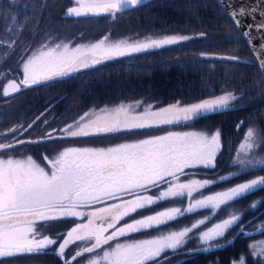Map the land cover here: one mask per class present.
<instances>
[{
    "label": "snow or ice",
    "instance_id": "6c2138e0",
    "mask_svg": "<svg viewBox=\"0 0 264 264\" xmlns=\"http://www.w3.org/2000/svg\"><path fill=\"white\" fill-rule=\"evenodd\" d=\"M12 2L15 3V0ZM75 2L78 6L68 9L67 14L81 17L100 14L115 16L130 7L143 5L144 0H75ZM219 2L224 6L225 0ZM260 2L264 5V0ZM257 11L264 15V7L231 8L229 15L237 27H240L241 17L254 16ZM253 27L257 31H262L264 22L248 25L249 29ZM242 35L247 39L259 67L264 71V42L253 45L254 38L249 31L243 32ZM188 39H190L188 36L170 35L156 39L109 42L105 37L89 46L70 48L68 44L63 46L56 44L29 58L23 64L22 81L18 84L13 80L4 88L3 95L9 96L22 88L40 85L55 78L68 77L82 69L101 65L105 61L176 45ZM261 39L264 41V37ZM223 58L241 62L237 57ZM237 99L232 92H226L189 105L176 102L158 110H154L152 105L145 106L143 101L121 103L111 108L106 106L98 111L83 114L75 124L60 129L58 133L56 130L48 132L41 140H18L16 137L27 129L23 126L14 128L11 130L12 141L0 143V150L14 149L16 144L20 143L39 144L57 138L101 136L161 125H176L231 110L234 107L232 102ZM42 123L47 125V119ZM31 127L32 124H29V128ZM2 135L5 134H0ZM261 145H264V130L249 128L232 160L233 165L239 166L237 171L212 179H191L187 183H180V177L196 173H185V169L215 170L217 155L222 147L219 130L214 134L173 131L110 147H67L55 159L47 160V170L31 157L27 159L4 157L0 151V257L46 254L48 251H53L57 257H64L71 244L85 240L91 241V245L85 246L74 255L70 254L72 260L84 256L85 253L102 250L105 245L109 246V250H102V255L90 259L88 264H149V262L159 264L158 258L167 250L175 253L178 249H186L193 240H196L197 246L188 249L190 254L222 248L225 243L231 244L236 238L233 233L231 238L224 240L230 230L239 228L241 235H246L244 231L246 225L242 217L246 211H256L258 206L264 205V198L253 202L243 211L228 212L226 218L199 232L194 230L204 225L207 217L190 227L170 230L153 238L118 242L114 247L109 245V242L132 233L158 229L199 210H211V216L215 218L221 210L227 211L238 200L255 191L264 190V175H260L215 194L191 199L193 193L217 182L228 183L232 179L248 174L250 169L264 171V154L257 150ZM162 184L169 186L166 191H160L155 198L146 194ZM185 195L189 198L185 208L170 207L117 227L121 220L139 209ZM108 201L115 202L109 204ZM95 205L101 206L93 207ZM67 217H88V220L87 223H79L63 234H43L45 227L50 228L55 222ZM37 220L44 223L38 227ZM257 228L264 235V226L258 225ZM109 229L112 230L110 233ZM65 236L67 238H64ZM250 247L255 249L257 245L253 244ZM254 254L264 256V242H261L259 251ZM62 264L69 262L63 260ZM232 264H245L244 257L241 256L238 262L233 261Z\"/></svg>",
    "mask_w": 264,
    "mask_h": 264
},
{
    "label": "trees",
    "instance_id": "16d2710c",
    "mask_svg": "<svg viewBox=\"0 0 264 264\" xmlns=\"http://www.w3.org/2000/svg\"><path fill=\"white\" fill-rule=\"evenodd\" d=\"M71 4L72 0H18L16 3L2 0L0 43L3 42V46H7L9 40L18 38L17 45L21 46L23 41L31 39L29 37L33 33L39 31L42 33L47 30L62 31L65 34V40L77 36L81 37L78 39L93 40L110 33L113 37L164 33L189 34L193 37L176 45L106 61L91 69H83L68 77L41 85L34 90L22 88L13 95L17 98L14 102L15 107L3 111L7 116L4 119L8 123L7 126L26 119L24 127H27L33 121V115L43 110V106L39 107L43 103H38V100L29 101L32 96L55 95L54 97L57 98L63 96V100L57 101L52 110L57 112V116L63 113L64 119L72 114L69 112H82L92 106L113 105L135 99L156 102L157 106L169 105L178 100L182 104L189 105L204 98L244 87L245 96L239 108L193 120L196 126L209 130L217 128L221 130L224 147L220 153L219 162L230 158L240 139L241 131L239 130L241 129L238 123L255 113L259 100H254L250 104V100L246 99L249 94V81L246 56L241 54L245 53L246 48L248 49V44L216 0H144L143 5L130 7L115 16L109 14L65 16L66 8ZM229 56L240 58L241 62L223 58ZM248 64L257 72L259 80L264 82L256 62H248ZM12 72L16 73L15 76L20 73L19 70H12ZM8 74L2 75L3 79ZM251 94L254 95L255 92ZM32 107H37L34 113ZM62 121V119L60 122L53 120L46 128L60 126ZM41 122L40 120L34 129H39ZM189 122L191 121L187 123ZM63 123L65 127L67 121ZM168 126L173 125L148 129ZM137 131L141 130L113 133L97 138H63V141L56 139L38 146L51 144L55 151L61 144L63 148L85 143L101 145L99 141L111 144L117 136L129 139L127 134ZM83 140L85 142H81ZM23 147L33 149V145ZM227 153H230L228 158L225 157ZM226 165L227 163H218L220 170ZM256 175H264V171L250 172L245 179ZM261 198H264V190L255 191L240 201L251 204ZM152 208L139 209L128 216V219L137 215H146L152 212ZM254 212H261L260 217L264 219V205L258 206ZM77 221L78 219L74 217L63 218V231ZM51 228L54 235L60 230V225ZM234 234L236 238L231 244L225 243L224 247L213 249V253H211L212 250L209 254L189 256L173 264H208L211 260H217L216 264H231L234 259L246 252L249 243V238L242 236L241 233ZM50 256V264H62L63 257H57L53 251L52 254L50 252ZM159 264H162V261ZM249 264L252 263L249 262Z\"/></svg>",
    "mask_w": 264,
    "mask_h": 264
},
{
    "label": "rangeland",
    "instance_id": "374dc122",
    "mask_svg": "<svg viewBox=\"0 0 264 264\" xmlns=\"http://www.w3.org/2000/svg\"><path fill=\"white\" fill-rule=\"evenodd\" d=\"M2 0H0L1 3ZM18 0H15V3ZM9 2H12V0H9ZM13 3V2H12ZM77 3L75 2V0H72V4L69 5L66 8L65 11V16H72V15H68L67 11L68 9L72 8V7H77ZM40 32V31H39ZM39 32H35L33 33L29 38V40H25L22 42L21 46L17 45L19 43L18 38L13 39V40H9L7 43V46H3V42L0 43V90H4V82L6 80L11 79L12 77L16 80H21L23 79V64L27 62V60L29 58H32L33 56H37L39 54V52L41 50H46L47 48H51L54 47L56 44H61L62 46L64 44H68L70 48H74V47H78V46H89L91 44L94 43H98L100 42V40H103L105 37L108 38L109 42H118L120 40H129V41H136V40H145V39H156V38H163L164 36H170V35H178V36H188V37H193V35H189V34H181V33H164V34H148V35H144V36H137V35H125V36H121V37H113L111 36V33L108 35H104L101 38L98 39H93V40H83V39H78L81 38L80 36L77 37H73L70 38L69 40H65V34H63V32H58V31H52V30H47V31H43L42 33ZM78 42H77V41ZM242 56H246V66H247V77H248V88H249V94L246 97V99L250 100V104L252 102H254V100H259V105L258 107L255 108V113L251 114V116L249 115L247 117L246 120H242L238 123V127L239 132H240V139L237 143V145L235 146L234 150L232 151V155L230 156V158L228 160L225 161H221L219 162V156L220 153L223 150V141H222V132L220 129H215V130H209L206 128H203L201 126H196L194 121H191L189 123L187 122H182L180 124H176L173 126H168V127H164V128H159V129H144L141 131H137V132H133V133H128L127 137H129V139H125L123 136H117V138L114 140V143H109L106 141H99V144L103 145V144H110V146H115L121 143H131V142H136L142 139H148V138H152V137H156V136H161V135H165L168 132H203V133H207V134H214L215 131L219 130L221 132V142H222V147H221V151L218 153L217 155V159H216V168L215 170H207V169H203V168H195V169H185V173H196L195 175H183L180 177L179 182L180 183H187L189 182L191 179H197V180H204V179H212L215 176L218 175H226L229 172L232 171H237L239 166L238 165H233L232 164V160L235 158L236 153L239 151V147L240 145L243 143L245 137H246V131L249 128L255 129V130H264V82L259 80V77H257V72H255L252 68H250L248 65V62L253 63L256 62L255 58L253 55H251V52L246 48L245 53L241 54ZM106 62V61H105ZM10 68L13 70H19L20 73L19 75L15 76V74H11L10 72H6L3 70H5L6 68ZM83 70V69H82ZM3 73V74H2ZM7 73H9L6 77H2V75H6ZM18 74V71H17ZM259 74V73H258ZM251 78V79H250ZM52 85V84H51ZM49 88V87H48ZM229 92V91H228ZM230 92H232L233 94H235L238 99L236 101H233L232 104L234 105V107L232 109H237L239 108L242 104H243V97L245 96V89L244 87H242L240 90H231ZM251 92H255L254 95L251 94ZM225 94V93H224ZM222 95V94H221ZM219 96V95H218ZM139 101H143L144 105H152L154 110H158L161 107H166L169 105H165V106H157L156 102H148L144 99H135V100H131V101H121L117 104H113V105H102V106H92L88 109H86L85 111L82 112H69L72 113L70 114L67 118L63 119L64 121H67L66 126L70 124H75L78 120L79 117L82 116L83 114L93 111V110H99L101 108L104 107H114L117 106L121 103H133V102H139ZM177 102H180L179 100ZM176 103V102H174ZM257 110V111H256ZM76 113V114H74ZM79 113V114H78ZM53 117L51 118V121L56 120L60 122V118H58V116H55V114L53 113L52 115ZM26 119L17 121L14 124H17V126L21 127V126H25L26 125ZM10 122V121H9ZM8 124V123H7ZM64 125V123H63ZM64 127V128H65ZM124 135V134H123ZM126 136V135H125ZM123 138L120 140V138ZM8 140V139H7ZM6 141L5 139L2 140V138H0V142H4ZM81 142H85V140L81 141ZM111 142V141H110ZM76 143V142H73ZM86 144V143H85ZM100 147V146H99ZM109 147V146H108ZM258 151H261L262 154H264V145H261L260 148L257 149ZM230 153H227V155L225 156L226 158H228ZM59 154L55 155L54 157L50 158V159H55ZM218 163H227L226 166H223L224 169L220 170V166H218ZM218 166V168H217ZM256 170H249L250 172H253ZM247 176V174L245 175H241L239 178L235 179V181H231L228 183H223V182H217V184L212 185L208 188L205 189H201L199 192H195L193 193V196L191 199H196L199 198L201 195H212L215 194L218 191L221 190H226L228 187L234 186L238 183L241 182H245L251 178H255L256 176H251L245 179V177ZM260 176V175H258ZM169 185L167 184H162L159 188H154L152 190H150L149 192H147V195H152L154 198L159 194L160 191H166L167 187ZM189 198L187 197V195H185L184 197H174V198H169L167 200H163L158 202L156 205L150 206L153 207L152 208V212H148V214L146 215H137L132 217V219H128V217H125L123 220H121L119 222V224L117 225V227L119 226H123L125 223H131L134 221V219H140L143 217H146L148 215H152L155 214L159 211H163L166 210L167 208L170 207H181V208H185L187 206ZM115 201H108L107 203L111 204L114 203ZM252 204V203H251ZM251 204H244L242 201L238 200L237 202H235L231 208H228L227 211H223L221 210L215 218H213L211 216V210L208 209H204V210H199L195 213L192 214H187L185 216H183L182 218H178L176 221H172L169 222L167 225H162L160 226V228L158 229H148V230H144L138 233H132L129 234L128 236L125 237H118L117 240L114 241H110L109 245L111 246H115L116 243L118 242H131L134 240H141V239H149V238H153L157 235L160 234H165L170 230H181L183 227L185 226H191L193 223H198V221L200 219H205L207 217V219L205 220V224L201 225L199 229H195V232H199L202 230H206L209 227H212L215 223L220 222V220L222 218H226L228 215V212H232V211H243L245 209L248 208L249 205ZM101 205H95V207H100ZM94 207V206H93ZM82 211L87 210L90 211L92 209H81ZM261 212H257L255 213L254 211L248 210L246 211V213L243 215L242 220L243 223L246 225V227L244 228V231L246 233V235H242L244 237L249 238L248 241V247L246 249L245 253H242L237 259H234L233 261L238 262L240 257L243 256L244 260H245V264H264V256H260V255H256L254 253L258 252L261 246V242H264V235L261 234V231L259 228H257L258 225L264 226V219H261L260 217ZM78 221L73 223L74 225L69 226L68 229L64 230L63 233H66L67 231H70L73 227H75L77 224L79 223H87L88 217H77ZM249 222H253V223H249ZM112 230L109 229V233ZM234 233H240V229L239 228H234L232 230H230L227 234L226 237L224 238V240L229 239L230 237H232ZM109 233H106L109 234ZM191 235V234H190ZM64 238H67L66 236ZM223 242V240L221 241ZM91 241L85 240V241H75L73 244H71L69 246V248L66 250L63 260H67L69 262V264H88V261L90 259H96L99 258L100 255H102V250H109V246L105 245L103 246V249H98L93 253H85L84 256L78 257L76 260H72L70 254L74 255L77 251H81L85 246H90L91 245ZM257 245V248L253 249L250 247V245ZM197 246V242L196 240L191 241L188 245L186 249H178L176 250L175 253H173L171 250H167L166 253L162 254L161 258H158L159 263L162 261V264H173L176 263L182 259H185L187 257H193V256H197L198 254H209L210 251H212L213 249H211L209 252H200V253H195V254H190L188 249H193ZM50 252L52 254V251L47 252L46 254H39V257H36V260L34 261H30L28 260L27 262L24 261H19L17 264H50L51 261V256H50ZM214 250L211 252L213 253ZM232 261V262H233ZM218 261L217 260H211L208 262V264H216ZM153 262H149V264H152ZM0 264H13L11 262H3ZM232 264V263H231Z\"/></svg>",
    "mask_w": 264,
    "mask_h": 264
},
{
    "label": "flooded vegetation",
    "instance_id": "af4514ba",
    "mask_svg": "<svg viewBox=\"0 0 264 264\" xmlns=\"http://www.w3.org/2000/svg\"><path fill=\"white\" fill-rule=\"evenodd\" d=\"M12 70L13 69H10L7 67L5 70H3V72L4 71H6V72L11 71V74H14L12 72ZM13 80H15L18 84L21 82V80L18 81V80H16V78L14 79L12 77L9 80L3 81L4 87H7V85L9 83H11ZM52 81H55V80H52ZM52 81H48V82H44V83L42 82L40 85H32V86H29L27 88H31V90H34L35 88H38L41 85H44V84L52 82ZM14 94L15 93H12L9 96H4L3 90H0V134H5V135L0 136V138H2V140L3 139L6 140V141L0 142V143L11 142L13 139V134L11 133V130L14 128H19V126H17V124H12L10 126H7V122L4 121L5 117H7V116L5 113H3V111L9 110L11 107L12 108L15 107L14 102L17 101L16 100L17 98L13 96ZM54 96L55 95L44 96V97H33L32 96L29 98V101L36 102V100H38V103H43L42 105L39 106V107L43 106V110L40 111L37 115H35V114L33 115L34 119L32 122H30V124H32V127L29 128V124L27 125V127H23L24 129H27V131H24V132H22V134L18 135L16 137L18 140L25 139V138H30V139L42 138L48 132H52L53 130H56V132L58 133L60 129L64 128L63 127V121L61 122L60 126H54L53 128H46L51 122V118L53 117L52 116L53 113L55 114V116H57V112L52 110V108L55 106L54 104L57 103V101L63 100V96H60L58 98L54 97ZM51 102H53V103L51 104ZM46 104H48V106H44ZM36 109H37V107L36 108L32 107V112L33 111L35 112ZM58 118L63 120V113H60ZM44 119H47V121H48L47 125H45L41 122L40 128L34 129L36 127L37 123L40 122V120L43 121ZM109 135H111V134H104L101 136L81 137V138H92V137L97 138V137H105V136H109ZM57 139L63 141V138H57ZM54 140H56V139H54ZM49 141H52V140H48L46 142H49ZM46 142H42L39 144H43ZM25 145H33V149H28L27 147H23ZM99 146L100 147H108V146L110 147V145L79 144V145L65 146L63 148V144H61L60 147L57 146L56 150L53 151L51 144L41 147V146H38V144L23 143L19 146H16L14 149L0 150V151L3 152L4 157L11 156V157L16 158V159H27L28 157H31L37 164H39L42 167H46V170H47V167H48L47 160L54 157L55 155L59 154L61 151H63L67 147H99ZM37 152H40V154H37ZM45 158H47V159H45ZM74 218H77V217H74ZM42 223H44V222L39 221V220L36 221V225L38 227ZM57 225H60V230L58 232H55L54 235L57 233L63 234V218L60 221L55 222L52 227H56ZM52 230L53 229L51 227L50 228L45 227V229H43V234L53 235ZM37 255H39V254H17V255L10 256V257H0V263L11 262L13 264H17L20 260L24 261V262H27L28 260L34 261L35 258L37 257Z\"/></svg>",
    "mask_w": 264,
    "mask_h": 264
},
{
    "label": "water",
    "instance_id": "95a60500",
    "mask_svg": "<svg viewBox=\"0 0 264 264\" xmlns=\"http://www.w3.org/2000/svg\"><path fill=\"white\" fill-rule=\"evenodd\" d=\"M216 1L221 6L219 0H216ZM221 7L224 9V11L226 12V14L228 15V17L230 18V20L232 21V23L234 24V26L236 27V29L239 31V33L241 35L245 31L250 32V35L254 38L252 41L253 45H259L260 43L264 42L261 39L262 37H264V30L257 31L255 27H253L251 29L248 28V25H258V24L264 22V15H261L260 11H257L254 16L241 17L242 25L240 27H237V25L233 22L232 17L229 15V11L231 10V8H236V9H239L240 7H243L245 9L262 8V7H264V5L261 4L260 0H225L224 6H221ZM242 37L244 38L246 44H248L247 39L243 35H242ZM248 47H249V44H248ZM249 50L251 52V55L254 56L252 49L250 47H249ZM229 57H232V56H229ZM254 58H255L257 66H258V69L260 71V74L264 79V71H262L261 68L259 67L257 59L255 56H254ZM56 79H59V78H55L53 80H56ZM45 82H48V81H45ZM161 126H165V125H161ZM136 130H138V129H136ZM42 138H37V139L25 138V139H21V140L22 141L41 140ZM21 144H23V143L16 144V146H19Z\"/></svg>",
    "mask_w": 264,
    "mask_h": 264
}]
</instances>
